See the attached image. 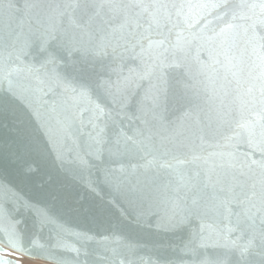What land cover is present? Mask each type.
Here are the masks:
<instances>
[{"label":"snow or ice","instance_id":"6c2138e0","mask_svg":"<svg viewBox=\"0 0 264 264\" xmlns=\"http://www.w3.org/2000/svg\"><path fill=\"white\" fill-rule=\"evenodd\" d=\"M0 10V117L34 162L52 165L36 196L0 184L13 251L68 264L55 254L83 249L87 264L99 236L115 258L99 259L133 264L130 225L158 234L198 221L182 249L191 264H264V0H0ZM66 216L109 229L76 231Z\"/></svg>","mask_w":264,"mask_h":264},{"label":"water","instance_id":"95a60500","mask_svg":"<svg viewBox=\"0 0 264 264\" xmlns=\"http://www.w3.org/2000/svg\"><path fill=\"white\" fill-rule=\"evenodd\" d=\"M6 3L7 0H4ZM16 3L22 4L23 0H15ZM13 16L19 13L13 12ZM6 20V14L0 10V27ZM26 154V149L15 129V125L10 117H0V184L14 185L21 189L26 195L36 196L41 188H46L50 181L49 172L52 171L51 160L46 162L35 160ZM39 164V168H37ZM96 177L93 171V179ZM72 191L77 196H83L85 200L91 199L83 188L75 185ZM120 215L118 208L112 209L113 219ZM68 226L73 230L90 229L91 233H105L109 229V224L97 225L83 218L66 216ZM198 221H192L187 227L174 232L153 233L130 225L125 229L127 241L137 244L134 254L131 256L133 264H166L171 261L172 264H191L192 256L185 251V244L188 242L190 232L196 230ZM49 229L42 233L44 239H47ZM39 238V237H38ZM126 241V242H127ZM107 242L96 236L89 245V255L87 264H107L103 259H99L97 253L108 257L109 261L114 260L110 252L104 251ZM79 246V245H77ZM111 247V244H107ZM25 247H28L25 244ZM9 253H11L9 255ZM58 258L64 257L68 264H75L78 259L80 264L85 261L83 249L77 258L75 253L57 252ZM29 258L34 261L44 262L46 264H57L56 259L48 257L47 253L39 249H33L31 253L13 251L5 241L3 234H0V261L7 260L9 264H22V258Z\"/></svg>","mask_w":264,"mask_h":264},{"label":"rangeland","instance_id":"374dc122","mask_svg":"<svg viewBox=\"0 0 264 264\" xmlns=\"http://www.w3.org/2000/svg\"><path fill=\"white\" fill-rule=\"evenodd\" d=\"M21 262H22V264H46L44 262L34 261L32 259L25 258V257L21 259Z\"/></svg>","mask_w":264,"mask_h":264}]
</instances>
